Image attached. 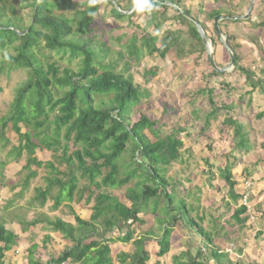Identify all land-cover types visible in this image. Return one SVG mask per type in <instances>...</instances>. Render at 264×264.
I'll use <instances>...</instances> for the list:
<instances>
[{"label": "trees", "instance_id": "obj_1", "mask_svg": "<svg viewBox=\"0 0 264 264\" xmlns=\"http://www.w3.org/2000/svg\"><path fill=\"white\" fill-rule=\"evenodd\" d=\"M103 1L109 6L113 20L134 26L135 11L124 15L109 0ZM113 1L122 11L132 6V0ZM156 1L171 2L180 7L200 23L206 35L207 24L213 23L215 17L238 16L226 0H210L202 13L205 15L203 21L185 9L184 0ZM77 4L81 9H76ZM99 11L100 4L90 8L88 0L83 3L77 0H0V80L19 71H24L26 76L15 88L8 113L0 118V147L10 143L6 136L9 131L18 137V146L9 151L6 162H0L1 182L8 162H25L22 183L10 189L13 192L20 190L13 195L8 207L24 199L32 181L38 176V170L45 166L50 172L44 179L45 187L34 189L33 201L39 210L50 203L52 212L58 211L63 204L85 201L89 206L94 203L88 221L73 213L75 225L59 218L50 219L47 215L32 223L19 222L23 231L45 225L48 231L71 243L59 256L52 257L45 264H114L111 247L116 243L131 244L133 249L130 255L118 256L120 264H149L151 243L156 246L152 251L158 258L155 264H161L160 260L171 252L173 232L178 223H184L185 230L192 235L186 251L173 257V264H257L245 258L242 249L224 251L221 246L224 228L222 225L218 227L220 217H212L211 228L206 230L204 219L199 216V207L196 210L192 207L195 214L192 218L186 201L177 199V189L183 183L179 177H168L167 172L182 157L180 136L184 131L177 130L159 138L157 123L145 114H140L136 121L130 119L140 99L148 97V93L141 94L129 75L131 64H140L146 55L164 59L175 47L179 50L180 38L176 36L179 31H166L159 35L169 20L186 27L191 41L188 54H205L206 48L195 25L171 7L155 3L154 11L147 15L152 17L156 34L143 33L140 38L133 36L124 47L128 58L124 70L117 72L118 64L124 62V55L119 53L118 59L106 60V46L100 44L101 47H95L88 38ZM168 11H172L174 17L168 18ZM89 12L95 15H89ZM238 22L241 21L220 23ZM253 28L264 30V18L253 24ZM22 32L26 33L19 35ZM171 38L173 43L169 42ZM227 38L235 55L234 70L243 76L252 91L261 90L264 94V81L254 72L240 67L241 57L232 44L234 38ZM138 44L141 51H136ZM184 45L180 48L183 54ZM64 58L68 60L66 67L59 64ZM150 74L157 75L155 72ZM212 74L223 76L213 69ZM261 74L264 75V69H261ZM204 92L212 109L203 128L206 131L219 109L215 107L213 91ZM223 126L224 130H232L235 150L248 152L250 145L245 127L230 117L224 120ZM147 131L157 137L156 142L152 143L147 138ZM37 150L51 152L58 166L66 169L61 171L54 163L44 165L37 158ZM232 171V165H227L220 169V176L229 189L230 199L237 203L244 193H236L237 183ZM61 177L68 180L65 182ZM80 180L87 182L83 189L77 186ZM131 183H134L133 187H127ZM125 187L124 199L127 202L107 192ZM225 204L226 210L232 212L228 223L231 221L244 230L249 220L248 207L233 208L229 202ZM148 213L161 215L158 218L159 235L150 230L143 231L146 222L142 216ZM5 225L1 218L0 264H4L5 254L20 242L19 236L6 229ZM114 235L118 236L114 238ZM196 237L199 241L195 245ZM35 250V247L29 250L28 264H44L36 259Z\"/></svg>", "mask_w": 264, "mask_h": 264}, {"label": "rangeland", "instance_id": "obj_2", "mask_svg": "<svg viewBox=\"0 0 264 264\" xmlns=\"http://www.w3.org/2000/svg\"><path fill=\"white\" fill-rule=\"evenodd\" d=\"M78 1L83 3L86 0ZM187 1L188 5L193 7L192 14L201 21L205 20V15L202 13L210 0ZM226 2L228 6L234 7L238 17H244L248 12L251 0H226ZM98 3L100 11L88 38L95 47L100 44L106 46L108 49L104 55L106 60L118 59L119 53L124 55V62L118 64L116 69L117 72H121L128 60L124 47L131 38L133 36L140 38L143 33L155 35L157 29L151 21V16L144 18L137 12L132 20L134 26L128 25L127 22H117L110 17L109 6L103 0H99ZM75 6L76 9H81L79 4ZM166 15L168 18H172L175 14L168 11ZM263 18L264 0H256L247 20H239L241 22L238 23H220L219 26L225 36L234 38L232 44L236 47L237 55L241 57L240 67L254 72L258 78L264 81V75L261 74V69H264V30L253 28V24L261 22ZM207 26V36L212 42L216 66L220 70L226 69L223 76L218 77L212 74L213 68L207 52L203 55L188 54L191 41L186 27L175 20L166 21L159 31V35L166 31L173 33L179 31V33L176 32V36L180 38L177 45L179 50L175 47L164 59L146 55L140 64H131L129 75L139 87L141 94L148 93V97L143 96L140 99V104L133 108L130 119L133 122L138 120L140 114H145L157 123L156 129L159 131V138H164L177 130L184 131L180 136L183 141V148L180 150L182 157L167 172L168 177H179L183 183L182 187L177 189V199L186 201L189 213L193 211L192 207L195 208L194 210L199 207V216L204 219L203 227L206 230L211 228L212 217H220L221 221L218 223V227L222 225L224 228V233L221 236V246L224 251L242 249L245 258L257 264H264V94L261 90L252 91L245 83L243 76L234 70L235 66H230L229 54L214 35L213 23H209ZM120 37L123 39L121 38L122 40L119 42ZM172 38L169 40L170 43L174 42ZM182 43L185 44L184 54L180 51V48H183ZM137 47L136 51H141L139 44ZM59 64L66 67L68 65L67 58H64ZM151 72H155L157 75L151 76ZM25 77V72L19 71L1 78L0 118L8 113L15 95V88ZM208 90L213 91L212 97H214L215 107L219 111L216 119L210 120L205 131L203 128L206 126L207 116L212 110L207 93H203ZM228 117L237 120L245 127L250 145L248 152L235 150L232 130H224L223 126L224 120ZM221 131L224 133L221 134ZM6 136L10 143L4 148L0 147V162H6L9 151L18 146V137L13 132L9 131ZM146 136L152 143L157 141V137H154L149 131L146 132ZM70 148L73 149L72 146ZM36 155L44 165L47 163L59 165L49 151L37 150ZM24 165V161L8 162L3 170V181L0 180V219L6 221V229L17 232L22 239L20 246H15L12 251L5 254L4 264H19V260L21 264H28V252L33 247L36 249V259L45 264L52 257L59 256L67 247L71 246V243L64 240L59 234L48 231L45 225L41 227L37 225L33 229L32 235L28 233L23 235L21 232L23 228L18 223L21 221L32 223L42 215H47L50 219L59 218L66 223L75 225L73 213L80 219L88 221L92 215L91 208L94 203L91 202L89 206L85 205V201L80 204L77 202L63 204L56 212L49 209L52 205L50 203L43 210H39L38 204L33 201L34 189L45 187L44 179L50 173L49 169L43 166L38 170V176L32 181L24 199L16 203L15 206L8 207L13 195L20 190L10 191L12 186L22 183L25 175L22 172ZM227 165H232L233 176L237 183V194L244 193L243 195H245L243 188L247 179L252 183V189L246 193L248 194L249 220L244 230H240L239 226L231 221L230 224L228 223L232 212L226 210L225 203L229 202L233 208L246 204L243 202V198L234 203L228 195L229 189L220 176V169ZM58 167L61 171L66 169L64 166ZM61 178L65 182L68 180L66 177ZM186 179L189 182H186ZM133 185L134 183H131L127 187H133ZM77 186L79 189H83L87 186V182L80 180ZM127 187L107 192L118 196L123 202H127V199H124ZM6 208L8 210L4 212ZM184 216L186 215L184 214ZM191 216L195 218L193 212ZM142 217L146 222L143 231L150 230L159 235L158 218H161V215L153 216L148 213ZM183 219L184 217H182ZM184 226V223L177 224L173 232L171 252L160 260L161 264H173V257L186 251L187 245L185 244L189 242L192 233H188ZM140 232L142 233V231ZM111 248L114 264H120L118 261L120 254L130 255L133 253L131 244L116 243ZM155 248V244L151 243L149 264H155L158 260L152 253Z\"/></svg>", "mask_w": 264, "mask_h": 264}, {"label": "water", "instance_id": "obj_3", "mask_svg": "<svg viewBox=\"0 0 264 264\" xmlns=\"http://www.w3.org/2000/svg\"><path fill=\"white\" fill-rule=\"evenodd\" d=\"M109 1L115 6V8L120 13H122L124 15H129L132 12H134L133 5L127 11H122V10H120V8L117 6V4L113 0H109ZM255 1L256 0H251L248 12H247V14L244 17H238V16L223 17V16H221V17H215L214 18L213 29H214L215 35L219 39V41L223 44V47L226 49V51L228 52L229 57H230V66H232V67H234V65H235V55L232 52L231 47H230V45L228 43L227 36H225L223 34L222 30L220 29L219 24L222 21H229V20L230 21H238V20H244L245 21V20H247L250 17V14H251V12L253 10ZM156 3L171 7L175 11H177L180 14H182L183 16H185L187 19H189L195 25V27H196V29H197V31H198L203 43H204V46L206 48V52L209 55V61H210L211 67L213 68L214 71H217L219 74H224L226 72V69H221L220 70L216 66V63H215V60H214V57H213L211 39L205 34V32L203 31L200 23L197 20H195L192 16L186 14L180 7H178L177 5H175V4L171 3V2H157L156 1ZM26 32L19 33V35H24Z\"/></svg>", "mask_w": 264, "mask_h": 264}, {"label": "clouds", "instance_id": "obj_4", "mask_svg": "<svg viewBox=\"0 0 264 264\" xmlns=\"http://www.w3.org/2000/svg\"><path fill=\"white\" fill-rule=\"evenodd\" d=\"M99 0H89V7H95ZM156 0H132L133 9L139 14H149L154 11ZM89 15H95L89 12Z\"/></svg>", "mask_w": 264, "mask_h": 264}, {"label": "crops", "instance_id": "obj_5", "mask_svg": "<svg viewBox=\"0 0 264 264\" xmlns=\"http://www.w3.org/2000/svg\"><path fill=\"white\" fill-rule=\"evenodd\" d=\"M190 1H191V0H190ZM187 2H188L187 0H184V2H183V3L185 4V9L191 11L193 7H192V6L190 7V4L188 5ZM184 4H183V5H184ZM181 7H182V5H181ZM191 14H192V12H191ZM138 15H142L144 18L147 17V16H149V15H147V14H139V13H138ZM193 16H194V15H193ZM147 18H148V17H147ZM144 21H145V20H144ZM16 203H19V200H18ZM5 222H6V221H5ZM22 222H24V221H22ZM18 224H19V226H20V223H18ZM5 226H6V225H5ZM6 227H7V226H6ZM20 227H21V226H20ZM40 227H41V225H40ZM9 230H11V229H9ZM19 230H20V229H19ZM11 231H13V230H11ZM20 231H21V230H20ZM13 232H15V231H13ZM21 232H22L23 235H25V234H27V233H28L29 235H32L33 230L21 231ZM15 234L18 235L17 232H15ZM18 236H19V235H18ZM19 238H20V242H19L18 245L20 246L22 239H21L20 236H19ZM198 241H199V240H198L197 237H196V238L194 239V244H195V245L198 244V243H197ZM18 245H17V247H18ZM185 245H186V244H185ZM258 249L261 250L259 247H258ZM11 251H12V250H11ZM226 251H227V250H226ZM243 254H244V251H243ZM244 257H246L245 254H244ZM18 263L21 264L20 260H19ZM68 263H69V262H67L66 264H68ZM24 264H25V263H24Z\"/></svg>", "mask_w": 264, "mask_h": 264}, {"label": "built area", "instance_id": "obj_6", "mask_svg": "<svg viewBox=\"0 0 264 264\" xmlns=\"http://www.w3.org/2000/svg\"><path fill=\"white\" fill-rule=\"evenodd\" d=\"M243 189L245 191L252 189V183L250 182V180L245 181ZM246 193H245V195H242L243 196L242 197L243 198V202L246 204V205H243V206H247L248 194H246ZM64 264H66V263H64Z\"/></svg>", "mask_w": 264, "mask_h": 264}]
</instances>
